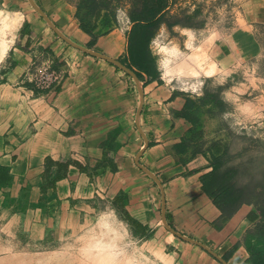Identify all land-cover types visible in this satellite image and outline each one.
<instances>
[{"label":"crops","instance_id":"1","mask_svg":"<svg viewBox=\"0 0 264 264\" xmlns=\"http://www.w3.org/2000/svg\"><path fill=\"white\" fill-rule=\"evenodd\" d=\"M2 1L29 19L19 51L9 52L0 69V177L6 179L0 210H32L31 223L46 226L49 217L79 218L101 197L118 200L150 256L162 244L174 264H222L169 227L226 264H244L251 209L242 205L225 217L201 189L200 177L211 171L209 150H220V143L203 145L194 156L196 140L180 148L192 128L185 107L191 98L165 87L159 75L136 83L121 68L71 47L28 0ZM32 1L68 40L127 66V30L116 18L80 16L79 0ZM46 66L62 79L41 91L30 81Z\"/></svg>","mask_w":264,"mask_h":264},{"label":"rangeland","instance_id":"2","mask_svg":"<svg viewBox=\"0 0 264 264\" xmlns=\"http://www.w3.org/2000/svg\"><path fill=\"white\" fill-rule=\"evenodd\" d=\"M95 1L98 2V8L108 7V12L113 14L110 17L112 21L116 18L117 7L126 9L128 14L132 9V4L128 1ZM166 2V9L157 29L161 23H166L169 31L174 24L200 29L207 22L209 27L215 26L219 34L209 55L218 66L231 71L232 75L226 78L223 85L216 83L221 78L219 75L205 80L202 97L187 94L191 98L187 117L197 133L199 148L211 142H218L221 147L226 148V154L221 158L223 168L236 171L233 183L236 189L244 190L247 195V204L244 206L251 211L264 209V119L247 120L243 125H236L237 118H244L235 111V105L223 96V93L235 96L236 93L231 90L244 84L246 91L239 97L240 102H251L264 115V0ZM0 4L6 3L0 0ZM88 5L86 0H79L78 13L80 16H87V19L90 17ZM218 10L222 11L218 13ZM151 58L155 64V58ZM122 61L126 63L125 58ZM3 65H0V69ZM245 72L248 73L247 76ZM250 80L255 81V86ZM4 184L6 179L0 177V188ZM108 205L114 207L118 216L128 222L133 239L142 245V238L139 239L136 235L140 229L132 223L121 201L97 199L91 207L101 211ZM31 211L14 208L10 213L0 210V229H4L0 231V248H13L11 255L0 254V259L5 264H75L74 254L72 257L66 254V245L73 243L74 237L79 235L78 229L90 218L87 216L90 210L82 212L79 218L49 217L46 226H34L31 223ZM36 213L34 212V216ZM263 224L264 220L257 218L254 226L244 234L242 243L245 247L250 246L264 252V236L258 234V229ZM141 251L150 256L145 246Z\"/></svg>","mask_w":264,"mask_h":264},{"label":"clouds","instance_id":"3","mask_svg":"<svg viewBox=\"0 0 264 264\" xmlns=\"http://www.w3.org/2000/svg\"><path fill=\"white\" fill-rule=\"evenodd\" d=\"M220 11L222 10H218V13ZM28 19L23 12L10 10L6 4H0V65L8 59L9 52L19 51L15 49V45ZM116 21L122 30L130 31L133 26L128 11L124 8H116ZM218 35L215 26L209 27L207 22L200 29L174 24L171 31L166 23H161L148 45L150 55L155 58L159 81L172 91L196 97L203 96L205 80L219 75L221 78L216 83L223 85L232 72L218 66L209 55ZM247 75L245 72V76ZM249 82L255 86L254 80ZM245 91L244 84H240L231 90L236 93L235 96L223 93L225 99L235 105V111L244 118H237L236 125H243L247 120L264 119V115L251 102H240L239 97ZM227 118L226 114L225 119ZM89 209L87 216L90 218L80 225L79 235L74 237L73 243L66 245V254L69 257L74 254L75 264H174V254L166 255L162 244L154 257L144 255L141 251L143 245L133 239L130 225L118 216L117 210L111 205L101 211L91 206ZM12 253L11 246L0 248V254ZM0 264H5V261L0 259Z\"/></svg>","mask_w":264,"mask_h":264},{"label":"trees","instance_id":"4","mask_svg":"<svg viewBox=\"0 0 264 264\" xmlns=\"http://www.w3.org/2000/svg\"><path fill=\"white\" fill-rule=\"evenodd\" d=\"M105 3H110L111 0H103ZM128 1L132 4V9L129 16L133 22L130 31L126 33V63L127 66L134 71L138 79L145 75L148 80H155L158 73L155 69V64L149 53L148 45L150 39L156 32L157 26L163 11L166 9V0H120ZM91 3L90 5H88ZM103 3V2H102ZM88 5V16L101 15L103 13L106 23L112 21L111 15L108 12V7L101 6L98 8V2L95 0H86ZM103 11V12H101ZM85 17V16H84ZM147 80V81H148ZM190 101H186L185 107L189 108ZM196 131L192 127L189 129L182 141L180 148L196 142ZM198 145H193L192 156L199 152ZM211 149V147L209 148ZM179 150V148H176ZM211 155V171L200 177L201 189L204 194L212 200L213 204L220 210L223 216L230 217L239 207L247 204V195L244 190L235 188L233 178L236 171L232 168L224 169L221 158L226 154V148L221 147L216 150H209ZM57 178V176H56ZM249 216L254 220L261 218L264 220V209L258 208L249 213ZM258 234L264 236V224L258 229ZM248 256L244 264H264V252L261 250H254L253 247H246Z\"/></svg>","mask_w":264,"mask_h":264},{"label":"water","instance_id":"5","mask_svg":"<svg viewBox=\"0 0 264 264\" xmlns=\"http://www.w3.org/2000/svg\"><path fill=\"white\" fill-rule=\"evenodd\" d=\"M28 2L31 4V6L33 7V9L43 18V20L47 23L48 27L60 38L62 39L65 43L69 44L71 47L81 51V52H84V53H87L89 55H92V56H95V57H98L100 59H103L119 68H121L123 71H125L126 73H128L130 76L133 77L134 81L136 83H138V78L136 77V74L134 73V71H132L131 69H129L127 66H125L123 63L121 64L119 61H116V60H113L107 56H104L100 53H96L92 50H88L84 47H81L75 43H73L72 41L68 40L65 36H63L55 27L54 25L49 21V19L46 17V15L37 7V5L32 1V0H28ZM168 230L170 232H172L174 235L178 236L179 238L187 241V242H190L192 244H195L197 246H200L201 248H203L205 251H207L209 254H211L213 257H215L217 260H219L222 264H226L221 258H219L216 254H214L212 251H210L208 248H206L205 246H203L202 244L196 242V241H193L189 238H186V237H183L179 234H176L172 229H170L169 227H167Z\"/></svg>","mask_w":264,"mask_h":264},{"label":"built area","instance_id":"6","mask_svg":"<svg viewBox=\"0 0 264 264\" xmlns=\"http://www.w3.org/2000/svg\"><path fill=\"white\" fill-rule=\"evenodd\" d=\"M61 79L62 75L60 73L46 66L39 69L30 82L33 83L38 90L49 91L59 84Z\"/></svg>","mask_w":264,"mask_h":264}]
</instances>
